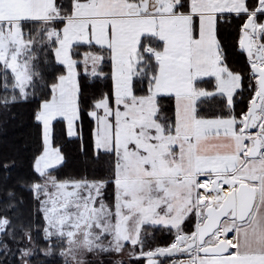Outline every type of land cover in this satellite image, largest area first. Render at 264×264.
I'll return each mask as SVG.
<instances>
[{"label":"snow or ice","instance_id":"obj_1","mask_svg":"<svg viewBox=\"0 0 264 264\" xmlns=\"http://www.w3.org/2000/svg\"><path fill=\"white\" fill-rule=\"evenodd\" d=\"M233 20L239 112L245 73L218 39ZM0 79V103L38 99L43 144L17 181L30 211L13 188L0 203V264H264V0H0ZM85 117L105 174L58 178L55 126L74 137ZM154 229L170 242L152 247Z\"/></svg>","mask_w":264,"mask_h":264},{"label":"trees","instance_id":"obj_2","mask_svg":"<svg viewBox=\"0 0 264 264\" xmlns=\"http://www.w3.org/2000/svg\"><path fill=\"white\" fill-rule=\"evenodd\" d=\"M238 21L225 22L218 33V39L221 42L223 51V60L227 66L236 71H242L245 73L244 79V92L241 96H237L236 111L246 106L249 92L247 90V63L245 56L239 51L237 46V25ZM85 49H81L83 52ZM110 61L104 66L105 73L108 74L107 81L97 80L89 86L93 90L107 91L110 87ZM80 75L82 83H86L84 80L83 66L80 68ZM2 79H0V100H3L5 94L11 95V89L5 90L2 87ZM210 84V83H205ZM239 91V90H238ZM38 103L37 98H29L27 101H19L15 103H9L7 105L0 103V203L5 198V190L7 188H13L18 196L24 197V204L21 205L22 211L25 215L30 211L32 206L30 192L22 188L17 181L18 180H31L34 176L32 170V163L34 156L38 155L43 149L40 128L37 126L33 119V111ZM167 114V113H166ZM93 127L89 118L85 117L82 124L77 122L78 135L69 138L66 132V126L62 123H57L55 126V136L53 141L54 147H59L64 160L62 163L52 170L53 174L58 178H87L92 179L105 174L106 164L103 162L97 163L91 159L92 155V141H91V129ZM81 143L86 148V153L81 152ZM5 162L10 163L8 169L3 168ZM7 172V179L5 180V173ZM36 223L42 224V216L36 215ZM155 232L154 237L150 238L149 243L155 247L157 245L163 246L170 242V239L160 232L158 229L153 230ZM37 238L38 245L43 246L45 241L42 239L40 232L34 233ZM9 245H12V241H8ZM14 257L12 260H15ZM44 260V264H61L58 256L51 258L40 257ZM35 260L36 258L33 257ZM163 264L167 260H161ZM130 264V262H125ZM131 264H138L136 260L131 261Z\"/></svg>","mask_w":264,"mask_h":264},{"label":"rangeland","instance_id":"obj_3","mask_svg":"<svg viewBox=\"0 0 264 264\" xmlns=\"http://www.w3.org/2000/svg\"><path fill=\"white\" fill-rule=\"evenodd\" d=\"M59 166V165H58ZM163 234H165L168 238H169V236H168V234L167 233H163ZM150 238L151 237H149V241H150ZM170 239V238H169ZM153 247V246H152ZM14 257H11V259H13ZM122 259H124V262H128L129 260H128V258L125 256V257H122ZM103 260H104V264H112V260L111 259H109L108 257H103ZM165 260H167L164 264H170V261H171V259H165ZM93 264H99V261L97 260V261H93Z\"/></svg>","mask_w":264,"mask_h":264},{"label":"crops","instance_id":"obj_4","mask_svg":"<svg viewBox=\"0 0 264 264\" xmlns=\"http://www.w3.org/2000/svg\"><path fill=\"white\" fill-rule=\"evenodd\" d=\"M204 80H205V81H209V80H211V78H207V77H206V78H204ZM202 86H205V87H211L212 85H211V84H209V85H208V84H203ZM74 137H75V136H74ZM69 138H73V137H69Z\"/></svg>","mask_w":264,"mask_h":264},{"label":"water","instance_id":"obj_5","mask_svg":"<svg viewBox=\"0 0 264 264\" xmlns=\"http://www.w3.org/2000/svg\"><path fill=\"white\" fill-rule=\"evenodd\" d=\"M240 51V50H239ZM241 52V51H240ZM242 53V52H241ZM244 56H245V58H246V54H244V53H242ZM246 60H247V58H246ZM141 260H143V258H140ZM160 260L161 259H172V257H163V258H159Z\"/></svg>","mask_w":264,"mask_h":264},{"label":"flooded vegetation","instance_id":"obj_6","mask_svg":"<svg viewBox=\"0 0 264 264\" xmlns=\"http://www.w3.org/2000/svg\"><path fill=\"white\" fill-rule=\"evenodd\" d=\"M161 260H164V259H161Z\"/></svg>","mask_w":264,"mask_h":264}]
</instances>
